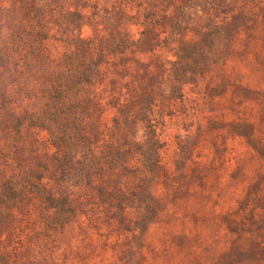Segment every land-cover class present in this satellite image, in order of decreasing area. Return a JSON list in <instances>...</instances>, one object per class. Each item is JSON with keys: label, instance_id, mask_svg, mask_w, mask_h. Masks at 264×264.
Listing matches in <instances>:
<instances>
[{"label": "rangeland", "instance_id": "374dc122", "mask_svg": "<svg viewBox=\"0 0 264 264\" xmlns=\"http://www.w3.org/2000/svg\"><path fill=\"white\" fill-rule=\"evenodd\" d=\"M24 4L47 9L53 33L64 13L79 12L84 38L104 35L96 21L114 9L132 42L148 7L147 0H0L3 18L23 19ZM158 9L151 31L161 42L132 47L120 62L127 75L103 66L86 89L85 144L72 152L79 162L70 178L60 177L61 152L45 130L24 121L11 132L9 112L22 114L20 102L30 101L4 83L0 183L40 181L38 192L0 205V264H264V0H170ZM206 15L221 25L211 29L219 35L209 45L214 61L174 83L172 48L198 41ZM59 34L48 43L53 59L64 52ZM141 97L150 100L152 134L137 112ZM59 192L67 213L44 201Z\"/></svg>", "mask_w": 264, "mask_h": 264}, {"label": "trees", "instance_id": "16d2710c", "mask_svg": "<svg viewBox=\"0 0 264 264\" xmlns=\"http://www.w3.org/2000/svg\"><path fill=\"white\" fill-rule=\"evenodd\" d=\"M153 1L152 4L151 0H147L148 7L146 6V12L142 15L145 21L143 30L135 42L122 29L125 19L114 9H104V16L96 21L104 35L92 38L82 37L84 18L77 11L64 13L55 22L56 30L53 33V26L45 18L47 15L45 16L44 11L47 9L41 6L24 4L26 15L20 20L17 16L4 19L3 12L1 13L3 9H0V97L3 99L0 103L3 106L6 101L4 83L23 92L25 100L30 101L27 105L20 102L24 110L22 114H18L16 110L9 112L11 120L8 125H11L13 134L18 133L24 121L29 127L45 130L51 144L60 149L57 171L64 180L71 177L74 165L79 162L72 157V152L85 144L80 130L91 103L85 91L100 79V68L112 67L114 74L127 75L130 69L120 62L129 49L134 47L144 51L161 42L152 34L151 27L159 15L158 5L170 3V0ZM205 20L209 22L208 30L200 35L198 41H180L172 48L174 60L170 63V75L174 83L179 84L202 74L206 65L214 61L215 54L209 48L215 46L219 35L214 34L211 29L216 30L221 25L211 24L209 15H206ZM176 25L177 22L168 25V36L173 39L177 35L173 32ZM58 32L60 36L57 38L63 44L64 52L53 59L48 43L55 39ZM149 102L148 97H141L137 112L147 127V133L152 134L151 125L147 122ZM151 158L149 153L146 154L148 162ZM39 181L40 176L29 177V181L23 185L16 180L1 182L0 205L9 203L13 206L28 192H38ZM44 201L55 212L70 211L62 192L47 195Z\"/></svg>", "mask_w": 264, "mask_h": 264}]
</instances>
